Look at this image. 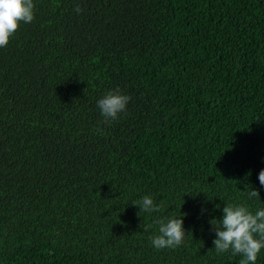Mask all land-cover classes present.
Listing matches in <instances>:
<instances>
[{
  "label": "trees",
  "instance_id": "16d2710c",
  "mask_svg": "<svg viewBox=\"0 0 264 264\" xmlns=\"http://www.w3.org/2000/svg\"><path fill=\"white\" fill-rule=\"evenodd\" d=\"M33 2L0 48V264H239L210 221L264 209V0Z\"/></svg>",
  "mask_w": 264,
  "mask_h": 264
},
{
  "label": "clouds",
  "instance_id": "9594fccd",
  "mask_svg": "<svg viewBox=\"0 0 264 264\" xmlns=\"http://www.w3.org/2000/svg\"><path fill=\"white\" fill-rule=\"evenodd\" d=\"M34 8L33 0H0V48L8 46L21 23L33 22ZM82 10L79 5L74 8L77 14ZM130 99V96L116 89L98 100L97 107L104 117V122L110 123L118 119L120 114L126 111ZM258 178L260 185L264 187V169L259 172ZM253 197H260L258 190L251 189L248 193V199ZM134 205L140 208V212L152 213L162 210V203L156 204L149 195L134 202ZM222 211V218L210 221L216 234L213 241L216 253L219 255L231 251L232 255L242 257L239 264H256L261 250L264 249V209L253 213L243 204L226 203ZM154 223L159 226V234L149 239L155 249H175L184 243L187 235L182 215L180 218H158Z\"/></svg>",
  "mask_w": 264,
  "mask_h": 264
}]
</instances>
